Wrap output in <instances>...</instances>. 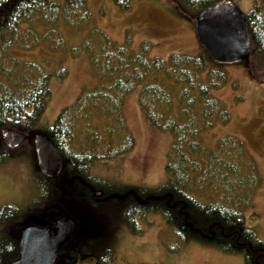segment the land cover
Returning a JSON list of instances; mask_svg holds the SVG:
<instances>
[{"label":"trees","instance_id":"16d2710c","mask_svg":"<svg viewBox=\"0 0 264 264\" xmlns=\"http://www.w3.org/2000/svg\"><path fill=\"white\" fill-rule=\"evenodd\" d=\"M112 1L128 10L133 0ZM218 1L175 0L194 25L196 17ZM263 3L256 1L245 14L256 55H264ZM171 12L177 15L174 9ZM92 18L87 0H0V163L9 162L14 151L4 144L1 130L25 133V140L32 141L38 188V197L26 213L17 206L0 208V264H10L20 256L19 239L25 226L39 220L40 225L48 223L45 215L64 196L62 186L68 196L85 200L94 211L108 212L135 234L143 231L140 221L151 213L159 214L184 244L195 240L242 255L245 264H264V240L247 225L245 214L260 182L255 159L237 136H223L211 148L203 145L206 131L231 119L213 94L228 81L225 65L214 62L203 47L196 54L151 57L152 43L143 41L134 49L133 37L127 33L125 42L119 44L93 25ZM82 28L86 30L83 43L69 47L64 31ZM39 45L73 56L85 51L96 77V84L83 87L52 125L43 122L51 96L50 79L54 74L64 77L66 69L46 71L42 64L24 61L11 52ZM140 85L138 103L145 119L174 136L166 163L170 179L151 188L117 185L91 171L95 162L134 148L124 104ZM37 133L46 134L63 156L64 168L57 179L40 172L32 139ZM96 191L102 192L101 200H96ZM243 191L246 199L238 196ZM101 255L112 261L115 252L105 248ZM100 262L109 261L100 258Z\"/></svg>","mask_w":264,"mask_h":264},{"label":"rangeland","instance_id":"374dc122","mask_svg":"<svg viewBox=\"0 0 264 264\" xmlns=\"http://www.w3.org/2000/svg\"><path fill=\"white\" fill-rule=\"evenodd\" d=\"M256 1L264 2L234 0L244 14L252 10ZM87 5L93 25L119 44L125 42L129 33L133 37L134 49H138L143 41L152 43L151 57L167 59L173 53L203 51L192 17L185 16L187 14L175 0H133L128 10L120 9L112 0H87ZM172 9L177 15L171 12ZM85 28L64 31L69 47L83 43ZM12 51L24 61L42 64L46 71L57 73L66 69L64 77L54 74L50 79L51 96L43 115V122L49 125L65 106L76 101L83 87L91 88L96 84L85 51L73 56L69 51L50 50L43 45L33 49L13 48ZM223 65L228 81L213 94L226 106L231 119L229 123H219L206 131L203 145L211 148L226 135L237 136L245 142L256 161L260 177L258 187L252 193V204L245 208L246 222L264 240V55H256L252 45L248 62ZM140 90L141 85L126 97L124 104L126 122L135 137L134 148L116 158L95 162L91 171L117 185L151 188L170 179L166 163L174 136L170 131L156 129L145 119L138 103ZM30 142L24 140L12 149L9 162L0 163V208L17 206L26 213L31 202L38 197ZM61 188L64 196L51 204L45 217L53 220L65 215L77 221V231L64 248L67 251L74 247L79 253L74 254L73 260H62L59 264H99L97 257L105 248L115 252L112 261L101 255L102 262L111 261L108 264H245L242 255L226 253L195 240L186 244L180 242L159 214L151 213L140 221L143 231L135 234L125 223L114 221L108 212L94 211L85 200L68 196L67 189ZM247 195L243 191L238 196L246 199ZM94 196L98 197L95 192ZM25 213L24 220L27 218ZM35 224H42V220ZM178 245L180 249H172Z\"/></svg>","mask_w":264,"mask_h":264},{"label":"water","instance_id":"95a60500","mask_svg":"<svg viewBox=\"0 0 264 264\" xmlns=\"http://www.w3.org/2000/svg\"><path fill=\"white\" fill-rule=\"evenodd\" d=\"M195 28L200 45L219 64L248 62L252 44L245 14L233 0H220L203 10ZM6 133V135H5ZM1 137L9 148H17L26 135L14 129H2ZM38 166L41 173L56 179L64 168V159L53 141L44 133L33 136ZM102 196L101 192L95 193ZM78 228L69 216H60L46 226L30 224L20 235V256L10 264H55L59 250Z\"/></svg>","mask_w":264,"mask_h":264},{"label":"flooded vegetation","instance_id":"af4514ba","mask_svg":"<svg viewBox=\"0 0 264 264\" xmlns=\"http://www.w3.org/2000/svg\"><path fill=\"white\" fill-rule=\"evenodd\" d=\"M98 199H102V197H100V198H98ZM96 200H97V198H96ZM76 252H78L79 253V251L77 250V248H74V247H71V248H69L67 251H66V248H65V250H63V252L57 257V261H56V264H59V262L60 261H62V260H70V259H74V254L76 253ZM100 258H101V256H100V254L98 255V257H97V259H98V263L99 264H102L101 262H100ZM108 264V263H107Z\"/></svg>","mask_w":264,"mask_h":264},{"label":"snow or ice","instance_id":"6c2138e0","mask_svg":"<svg viewBox=\"0 0 264 264\" xmlns=\"http://www.w3.org/2000/svg\"><path fill=\"white\" fill-rule=\"evenodd\" d=\"M5 135H6V133H5Z\"/></svg>","mask_w":264,"mask_h":264}]
</instances>
